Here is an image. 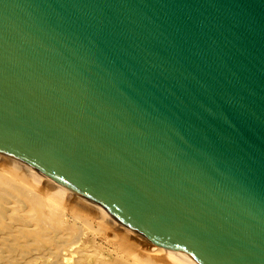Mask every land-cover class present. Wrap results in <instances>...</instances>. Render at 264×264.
Instances as JSON below:
<instances>
[{
    "label": "water",
    "instance_id": "1",
    "mask_svg": "<svg viewBox=\"0 0 264 264\" xmlns=\"http://www.w3.org/2000/svg\"><path fill=\"white\" fill-rule=\"evenodd\" d=\"M0 153L199 264H264V0H0Z\"/></svg>",
    "mask_w": 264,
    "mask_h": 264
},
{
    "label": "bare ground",
    "instance_id": "2",
    "mask_svg": "<svg viewBox=\"0 0 264 264\" xmlns=\"http://www.w3.org/2000/svg\"><path fill=\"white\" fill-rule=\"evenodd\" d=\"M0 264L199 263L145 240L104 207L0 153Z\"/></svg>",
    "mask_w": 264,
    "mask_h": 264
},
{
    "label": "rangeland",
    "instance_id": "3",
    "mask_svg": "<svg viewBox=\"0 0 264 264\" xmlns=\"http://www.w3.org/2000/svg\"><path fill=\"white\" fill-rule=\"evenodd\" d=\"M77 198V197H76ZM99 243H101L100 241H99ZM105 245V244H104ZM106 247H107V245H105Z\"/></svg>",
    "mask_w": 264,
    "mask_h": 264
}]
</instances>
